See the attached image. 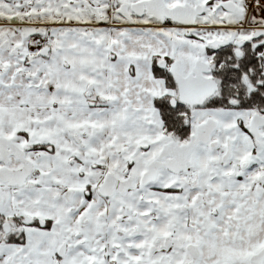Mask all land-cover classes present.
I'll return each instance as SVG.
<instances>
[{
	"label": "snow or ice",
	"instance_id": "1",
	"mask_svg": "<svg viewBox=\"0 0 264 264\" xmlns=\"http://www.w3.org/2000/svg\"><path fill=\"white\" fill-rule=\"evenodd\" d=\"M0 264H264V0H0Z\"/></svg>",
	"mask_w": 264,
	"mask_h": 264
}]
</instances>
